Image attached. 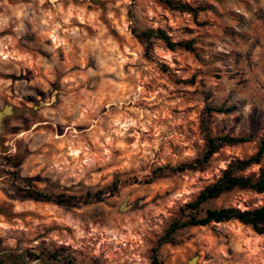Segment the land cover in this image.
Returning <instances> with one entry per match:
<instances>
[{"label":"rangeland","instance_id":"obj_1","mask_svg":"<svg viewBox=\"0 0 264 264\" xmlns=\"http://www.w3.org/2000/svg\"><path fill=\"white\" fill-rule=\"evenodd\" d=\"M0 0V256L49 249L59 264H264V236L237 221L178 232L159 245L181 207L264 136V0ZM161 28L197 53L133 29ZM217 136L254 137L223 147L205 172L167 173L205 149L207 107ZM264 164V161H263ZM259 167L247 172L257 173ZM118 181L113 196L84 205L38 202L41 191L85 197ZM264 194L235 191L208 207L242 210ZM157 252L155 253V250ZM30 264H55L31 260Z\"/></svg>","mask_w":264,"mask_h":264},{"label":"trees","instance_id":"obj_2","mask_svg":"<svg viewBox=\"0 0 264 264\" xmlns=\"http://www.w3.org/2000/svg\"><path fill=\"white\" fill-rule=\"evenodd\" d=\"M164 9L179 13H188L196 17L199 12L203 11L201 7H193L187 2L178 0H156ZM133 35L140 44L148 51L150 47L157 41L162 42L167 49L176 51L182 49L187 52L196 54L194 40H185L175 42L167 31L161 28H147L144 30L133 29ZM236 110L221 107H207L202 117V131L205 139V149L202 154L190 163L172 167L165 166L154 171V176L145 184H152L159 174L167 173H185V172H205L213 162V157L223 147H234L243 143L254 142V137H231L228 135L217 136L213 134L209 127V119L213 114H229ZM264 136L257 143L256 152L245 159L236 158L232 160L228 166L221 170V175L213 183L204 187L194 200L184 204L180 213L181 216L173 221L167 228L165 234L159 241V245L171 244L174 242L178 232L195 227H207L213 223H227L237 221L242 225L249 227L256 234L264 236V204L257 208L242 210L237 207H208L213 201H216L226 194L235 191H251L257 194H264ZM254 167H259L257 173L247 174ZM118 181L112 182L103 191L97 194H88L85 197H67L66 195H53L41 191H32L29 195L35 201L55 203L57 205L79 204L84 205L92 203H100L103 196H113L119 189ZM157 249L155 250V253ZM31 260H40L41 262H55L59 264V251H51L49 249H40L37 251H26L19 254H6L0 256V264H30ZM154 264H161L156 255L153 257ZM65 264H74V262L65 259Z\"/></svg>","mask_w":264,"mask_h":264},{"label":"water","instance_id":"obj_3","mask_svg":"<svg viewBox=\"0 0 264 264\" xmlns=\"http://www.w3.org/2000/svg\"><path fill=\"white\" fill-rule=\"evenodd\" d=\"M14 113V109L12 106H6L2 111L0 110V127L2 125V121L5 117L10 116ZM190 264H196V258H193L190 261Z\"/></svg>","mask_w":264,"mask_h":264}]
</instances>
